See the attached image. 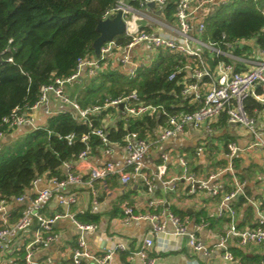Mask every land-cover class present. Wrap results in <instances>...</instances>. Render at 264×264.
<instances>
[{
    "label": "built area",
    "instance_id": "1",
    "mask_svg": "<svg viewBox=\"0 0 264 264\" xmlns=\"http://www.w3.org/2000/svg\"><path fill=\"white\" fill-rule=\"evenodd\" d=\"M233 0H115L114 4L107 8L101 19L112 18L118 11L121 12V18L125 23L124 33L120 36L126 38L127 43L122 46L117 43L116 37L112 40L105 41L100 47L98 56L95 54L79 57L73 73L67 77H56L53 82L42 85L39 89V98L31 106L24 108L16 107L10 114L3 116L0 121V127L6 130H15L23 125H28L31 129L38 128L34 123L32 112L44 106L48 107L49 97L51 94L55 99L61 101L65 109L61 111H70L73 117L79 122H85L89 131L80 136V141L84 148L79 151L76 158L62 164L64 175H50L47 177L46 186L37 190L33 196L26 195V191L9 201H0V211L3 213V223L0 227V251L5 248V240L25 233L34 223L37 228L34 232V238L30 244L25 247L23 264H51V259L46 258L43 261H36L32 257L33 246L53 241L55 238L52 232V226L62 218H69L79 229L80 234L77 239V245L72 251V261L70 264H82L86 259L92 264H108L109 260L118 252L126 251L122 243H107L102 249V254H94L88 246L85 233L97 228L96 223H83L76 219L75 213L71 211L78 196L75 193L63 194L70 185L78 187L86 186L92 193V207L98 206L97 191L94 185L99 180L109 177H115L121 185L140 179L145 185L148 193L153 191L154 181L162 180L165 172V161L168 159L167 154H162V163L157 166L156 172L149 176L143 170V160L150 152L151 146L159 141L183 134L187 126L194 129H203L206 133L213 131L214 121L225 113L227 121L242 125L251 136V141L245 146L248 151L261 149L264 153V136L258 127V121L254 116L248 114L245 108V101L249 97H254L259 103L264 104V59L258 61L254 66H246L244 69H237L234 63L225 62L223 57L237 59L232 53L236 48L244 47L248 44L246 38H229L225 33L220 35L219 40L204 41L200 36L206 30V18L212 9L218 5H226ZM253 2L261 1L262 5L258 6L259 11L264 15V0H250ZM149 3H154L153 7ZM174 4L173 20L176 23L175 34L184 38L180 41L173 36L162 35L142 28L138 21L146 17L138 11V8L146 10L157 9L164 13L168 4ZM264 38V27L260 30ZM118 37V36H117ZM143 44L148 48L157 50H168L172 53L182 55L190 59L193 65L191 69V79L183 84L182 95L192 96L196 103L191 110H180L167 112L162 105L146 103L139 95L136 89L127 94H121L114 98H106L102 104H94L89 107H81L75 99L70 98L65 93V85L74 82L84 71L85 75L93 78L102 71L112 55H118V62L125 68L126 75L134 77L137 70L142 66L133 56V49L138 44ZM218 45H222V50ZM249 45V44H248ZM208 50L213 57L218 59L211 69L206 62L202 60V53ZM221 58V59H220ZM8 60H11L8 58ZM193 61V62H191ZM215 72L216 77L212 84L201 92L198 81L203 77H211ZM178 73V66L169 74V79L175 77ZM260 88L261 93L256 89ZM122 103L120 114L123 117H138L141 115H162L164 117L163 125L155 140H148L141 137L135 131H127L120 143L125 152L124 163L116 166L112 161H106L102 165H92L89 160L91 153L90 136H97L101 141L103 152L108 154L111 151V142L106 136L102 126H93L90 116L99 114L108 107L119 109ZM263 122H264V114ZM5 131L0 129V139L4 136ZM59 139H64L70 145L76 139L74 133L64 136L58 135ZM228 163L226 166L219 168L217 171L210 173L206 179H195L192 175L183 176L191 182V186L207 190L212 196L220 193V185L217 180L219 175L229 173L232 176L233 188L222 195L221 207L228 210L230 214V223L228 228L218 235V241L211 247H206L197 240L193 232L188 231L187 221L182 219L172 211L163 209L161 201L150 199L147 201L148 210L144 213L137 214L131 206L123 208L124 222L129 223L132 220L142 219L149 221L151 227L143 237L140 246L135 250H127L128 258H138L142 264H157L153 256L149 254L155 243V239L165 232L169 224L173 227V234L186 236L188 245L197 252L208 256L212 250L221 251L224 260L232 261L235 264H243L235 258L230 251V242L235 241L238 245L246 246L249 244L264 245V211H259L253 226L239 227L234 221L235 210L231 206L233 198L242 193V183L233 172L232 161L240 151L235 142H229L226 145ZM201 151V148H198ZM179 164L182 166L184 173H187V162L183 157H179ZM39 179V178H38ZM38 179L32 181L34 186ZM58 194V204L63 208L62 212H57L50 216H44L41 209L47 205L52 197ZM28 203L22 208L20 215L12 224H8L7 205L11 201ZM78 213H83L79 210ZM200 227V226H199ZM258 264H264L263 261Z\"/></svg>",
    "mask_w": 264,
    "mask_h": 264
},
{
    "label": "crops",
    "instance_id": "2",
    "mask_svg": "<svg viewBox=\"0 0 264 264\" xmlns=\"http://www.w3.org/2000/svg\"><path fill=\"white\" fill-rule=\"evenodd\" d=\"M138 11L146 17L141 20L142 23H139L142 28L162 35L173 36L175 34L176 23L173 19H167L163 12L157 9L148 11L140 7ZM204 34L200 38L205 42L209 41L210 39H204ZM248 44L239 47L241 49L240 54H235V50L233 51L232 54L236 55L237 59L233 60L227 57L229 61H224L234 63L237 69H244L246 66H254L258 61L263 60L264 43L262 45L257 36H254L248 39ZM218 46L222 50V45ZM158 51L141 43L134 47L133 56L142 65L148 66L156 58ZM202 60L211 69H214L218 59L213 57L210 51L204 50ZM109 64L112 67L110 69L126 74L125 68L118 62V55H112L108 61ZM194 64L190 63V59L183 57L182 64L178 66V72L181 73L179 83L184 84L192 80L191 69ZM107 67L106 65L104 69L106 70ZM215 77L216 73L213 72L211 77H203L198 81L201 92H204L212 84ZM88 79L90 78L83 71L70 86L83 85V82ZM68 91L70 92V90ZM253 99L255 98L250 97L247 101L248 114L257 119L258 127L264 136L262 116L264 114V104L260 103L261 107L259 108L253 107ZM175 105L191 110L196 103L192 96L185 97L181 95ZM113 108L108 107L102 115L101 122L106 129L116 127L118 119L123 118L120 109ZM62 109H65V106L60 100L51 95L47 108L42 106L32 112L35 125L45 126L47 119ZM141 116H138V118ZM150 116L158 117L160 115ZM162 121L164 122L163 119ZM163 122L157 123L150 130H147L144 138L150 141L155 140ZM212 125L213 131L210 134L203 129H194L187 126L183 134L159 141L151 146L150 152L143 160L142 170L147 175L152 176L156 172L157 166L163 162L162 154H167L168 159L165 161L166 169L162 175V180L154 181V188L150 193L146 191L145 185L140 179L121 185L115 177H109L95 183L94 189L97 191L98 206L93 208L92 193L88 187H78L76 185L67 187L63 194L75 193L78 196L77 202L71 206V211L75 213L78 221L81 222L78 218L79 215H83L87 210L99 214V220L96 222L97 228L85 233L89 249L94 254H102V249L107 243H122L127 250L137 249L143 237L149 231L151 224L149 221L142 219L125 223L123 208L131 206L135 213L141 214L148 210L147 201L150 199L160 200L163 209L172 211L185 219L188 231L193 232L198 241L211 248L218 241V235L224 232L230 223V214L228 210L221 207V198L224 193L233 188L232 176L225 173L217 177L220 193L215 196L210 195L207 190L192 187L191 182L183 176L192 175L195 179H206L210 173L226 166L228 163L226 145L229 142H235L240 148L232 161V166L235 176L243 184L242 193L236 195L231 202V206L235 210L234 221L239 227L254 225L259 211H264V153L261 149L253 151L245 149V146L251 141L250 134L242 125L227 121L225 113H222ZM29 129H31L30 126L23 125L10 133H5L0 140L2 144L10 142ZM110 142L111 151L108 154L103 152L102 146L91 148L89 160L92 165L99 166L106 161H112L116 166L123 165L125 152L120 141ZM199 147L201 148L200 152L198 151ZM179 157L186 160L187 173H184L182 166L179 164ZM60 175H64L63 169ZM49 176L45 173L39 177L36 184L26 190V195L33 196L37 190L46 186V180ZM58 197L59 195L55 194L50 202L41 209L44 216L63 211V208L58 204ZM27 203V200L24 202L11 201L7 205L8 224L16 221L22 208ZM79 210H82L83 213H78ZM2 221L3 213L0 211V227ZM32 226L34 230L31 231L29 236L23 233L5 240V248L0 251V264L24 263L25 247L32 242L37 224L34 223ZM52 232L55 235L53 241L33 246V259L43 261L49 258L51 264H70L72 251L77 245L80 234L79 229L69 218L65 217L52 226ZM187 240L186 236L173 234V227L168 224L165 232L155 239L154 246L149 254L155 258L157 264H235L232 261L224 260L221 251L218 249L212 250L208 256L194 251L188 245ZM127 250L116 253L108 264H142L138 258L129 259ZM230 251L243 264L264 262V245L249 244L241 246L235 241H231ZM82 264L92 263L83 259Z\"/></svg>",
    "mask_w": 264,
    "mask_h": 264
},
{
    "label": "trees",
    "instance_id": "3",
    "mask_svg": "<svg viewBox=\"0 0 264 264\" xmlns=\"http://www.w3.org/2000/svg\"><path fill=\"white\" fill-rule=\"evenodd\" d=\"M114 2L0 0V121L16 107L33 105L39 98L42 85L73 73L79 57L94 54L92 42L99 35L97 22ZM259 5H262L261 1L233 0L214 7L206 18L204 35L210 40H219L222 33L231 39L257 36L263 45L260 30L264 27V15L259 11ZM173 12L174 4L170 3L164 9V15L171 20ZM116 40L122 46L128 41L122 36ZM240 52L241 49H235V54ZM223 60L229 61L227 57ZM182 62V55L159 50L152 63L142 65L134 77L109 68L100 71L78 86L74 99L85 108L136 89L146 103L162 105L167 112L186 110L174 106L182 95L181 73L169 79V74ZM256 92L261 93L262 90L258 87ZM249 98L245 101L247 112ZM253 100V107H261L258 101ZM104 112L89 117L93 126H102ZM162 119V115L127 116L119 118L116 127L104 130L110 141L119 142L127 131H135L144 137L145 132L163 122ZM0 129L6 134L11 132L4 127ZM88 131L85 122H79L65 110L51 115L45 126L29 129L12 141L1 144L0 201H9L23 194L33 180L45 173L60 176L62 164L74 160L84 148L80 136ZM69 133L76 135L70 145L58 138V135ZM89 143L93 149L101 146L100 139L94 135L90 136ZM78 218L83 223H96L99 214L87 210Z\"/></svg>",
    "mask_w": 264,
    "mask_h": 264
},
{
    "label": "water",
    "instance_id": "4",
    "mask_svg": "<svg viewBox=\"0 0 264 264\" xmlns=\"http://www.w3.org/2000/svg\"><path fill=\"white\" fill-rule=\"evenodd\" d=\"M150 7L154 6V3H149ZM125 23L121 18V12L118 11L112 18L99 19L96 25V31L98 36L92 42L93 53L98 56L100 53L101 45L108 40L120 36L124 33ZM122 103L119 104V109H122ZM2 141L0 140V145Z\"/></svg>",
    "mask_w": 264,
    "mask_h": 264
},
{
    "label": "rangeland",
    "instance_id": "5",
    "mask_svg": "<svg viewBox=\"0 0 264 264\" xmlns=\"http://www.w3.org/2000/svg\"><path fill=\"white\" fill-rule=\"evenodd\" d=\"M148 11H149V10H148ZM142 22H143V21H138V23H142ZM153 26H156V25H153ZM173 37H174V38H178L180 41H184V38H183V37L178 36V35H176V34H174ZM204 39H205V40H209V38H207V37H205V36H204ZM107 66H108L107 69H108V68H109V69L112 68V67L110 66V64L108 65V63H107ZM68 87H69V89H68ZM65 88H66L65 93L68 94V95L70 96V98L74 99V96H75V94H76V92H77V90H78V86H70V84H66V85H65ZM68 90H70V92H69ZM48 97H49V101H50L51 94H49ZM113 109H115V108H113ZM32 227H33V226H32ZM32 227H30V229H28V230L25 232L28 236L31 234V231L34 230V228H32Z\"/></svg>",
    "mask_w": 264,
    "mask_h": 264
}]
</instances>
